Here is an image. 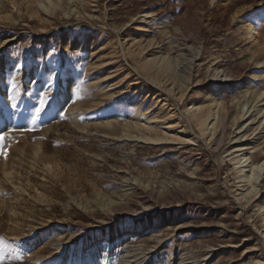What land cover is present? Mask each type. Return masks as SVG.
Returning <instances> with one entry per match:
<instances>
[{"label":"rangeland","instance_id":"rangeland-1","mask_svg":"<svg viewBox=\"0 0 264 264\" xmlns=\"http://www.w3.org/2000/svg\"><path fill=\"white\" fill-rule=\"evenodd\" d=\"M51 7L0 0L3 264H264V0ZM218 64L237 82L202 136L186 108Z\"/></svg>","mask_w":264,"mask_h":264},{"label":"bare ground","instance_id":"bare-ground-1","mask_svg":"<svg viewBox=\"0 0 264 264\" xmlns=\"http://www.w3.org/2000/svg\"><path fill=\"white\" fill-rule=\"evenodd\" d=\"M62 0H48V5L52 7L50 8L49 12L50 13H53V10H57L60 6V2ZM254 18H255V21H259L262 19V16L260 13H256L254 15ZM248 26L249 28L247 29L248 31V34H249V37L251 38L252 41H256L259 39V32L258 30L256 29L255 25H253L251 22H248ZM137 29V28H135ZM97 38V37H96ZM94 39L95 37H90L89 39H86L84 38L85 41L87 42H90V44H94ZM93 40V41H92ZM36 41H40L41 43H43L44 41L41 40V39H36ZM70 42H72L70 40V38L68 39L67 38V43L66 45H69ZM261 43V42H260ZM259 43V44H260ZM258 44V45H259ZM197 58V54H193L192 55V59H191V63L194 62V60ZM171 60L172 59H161L160 62H157L153 65V67H155V69L158 71V70H163V71H168V70H171ZM115 61H114V58H108L104 61H97V62H92V67H90L88 70L90 72H93V73H99L101 70L100 68L102 67V64H105V65H111L113 64ZM118 66H114V67H111V69H109L108 71H106L105 73L101 74V78H100V82L101 81H107L108 79H111L113 76L117 75V72H118ZM110 68V67H109ZM47 70H52V68L50 67V65L48 64L47 65ZM105 71V69L103 70ZM32 73V71H31ZM56 73V72H55ZM30 75V74H29ZM100 76V75H99ZM254 77H256L257 75H253ZM71 79L67 78L66 81L69 82ZM210 82H211V87L205 89L202 93V95H200L198 98H197V101L190 104L189 106H187L186 110L189 112V121L193 122V124L197 127L198 129V132L202 135V136H206L209 132L208 129H213V128H216V126L218 127L219 126V129L217 130L218 133L217 136L218 137H221L222 136V131L224 129V118L222 117H218L217 114L219 115V113H217L214 109L217 107V106H222L223 109H226L227 110H230L228 109V103L226 101L224 102H220L219 99H217L215 97V95L217 93H220V97H222L224 95V92L225 91H228L231 87H235V83L237 82V79L231 75L229 73V71L227 70V68H225L223 65L221 64H218L216 67H214L211 71V75H210ZM101 85V84H100ZM98 85V87L100 86ZM114 85V83H111V84H106L104 85L103 87H101L100 90H102L103 88L105 87H108V86H112ZM19 88V87H18ZM10 91V90H9ZM17 91V90H16ZM155 92V91H154ZM153 92V94H155ZM0 93H1V90H0ZM157 94V93H156ZM2 95V94H1ZM258 95V94H257ZM261 94H259V96H261ZM64 95L61 93L59 94V97L62 98ZM201 102H199L198 100L200 99ZM261 98V97H260ZM138 113V112H137ZM217 113V114H216ZM139 114L141 115V113L139 112ZM138 114V115H139ZM139 117V116H138ZM143 117V116H142ZM140 119V118H138ZM146 122V121H145ZM157 125V124H156ZM156 125L155 126H149V125H145L144 127V132L149 134V136H142L141 138L143 140H154L157 138H151L150 136L152 135L153 132H155V129L156 128ZM159 127H165L164 125H159ZM166 129L170 128L169 126L165 127ZM215 130V132H216ZM214 133V131H213ZM255 174V173H254ZM251 175V174H250ZM252 176V175H251ZM259 207H264V195L261 197L260 201H259ZM150 225L146 226L143 228V230H147L149 231ZM139 229L137 230H131V231H127L130 233V235L133 237L132 239H134L135 237L138 236V233H139ZM144 252V251H143ZM142 253V252H141ZM124 262V261H123Z\"/></svg>","mask_w":264,"mask_h":264},{"label":"snow or ice","instance_id":"snow-or-ice-1","mask_svg":"<svg viewBox=\"0 0 264 264\" xmlns=\"http://www.w3.org/2000/svg\"><path fill=\"white\" fill-rule=\"evenodd\" d=\"M44 106H45V100L43 98L40 99V107H37L35 108V112L37 115H39L43 109H44ZM35 117H33L34 119ZM4 140V136L2 134H0V141H3ZM0 155H3L5 157V159L7 158L8 156V151L7 149H3L2 151H0ZM8 258V255L7 254H0V264H3V262L5 261V259ZM15 259H20V256L17 255L14 257Z\"/></svg>","mask_w":264,"mask_h":264}]
</instances>
